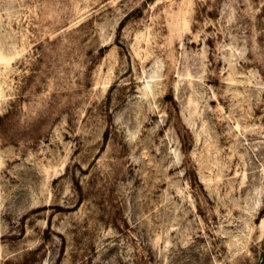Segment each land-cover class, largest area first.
Instances as JSON below:
<instances>
[{"label":"rangeland","instance_id":"374dc122","mask_svg":"<svg viewBox=\"0 0 264 264\" xmlns=\"http://www.w3.org/2000/svg\"><path fill=\"white\" fill-rule=\"evenodd\" d=\"M0 264H264V0H0Z\"/></svg>","mask_w":264,"mask_h":264}]
</instances>
